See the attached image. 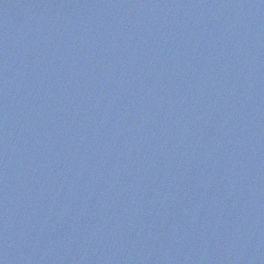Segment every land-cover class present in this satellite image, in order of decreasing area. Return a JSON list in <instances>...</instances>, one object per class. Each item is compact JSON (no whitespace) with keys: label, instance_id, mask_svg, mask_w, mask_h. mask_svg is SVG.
Returning <instances> with one entry per match:
<instances>
[{"label":"water","instance_id":"95a60500","mask_svg":"<svg viewBox=\"0 0 264 264\" xmlns=\"http://www.w3.org/2000/svg\"><path fill=\"white\" fill-rule=\"evenodd\" d=\"M0 264H264V0H0Z\"/></svg>","mask_w":264,"mask_h":264}]
</instances>
